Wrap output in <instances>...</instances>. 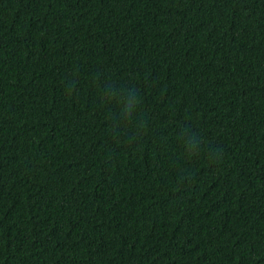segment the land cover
<instances>
[{"label":"trees","instance_id":"trees-1","mask_svg":"<svg viewBox=\"0 0 264 264\" xmlns=\"http://www.w3.org/2000/svg\"><path fill=\"white\" fill-rule=\"evenodd\" d=\"M0 264H264V0H0Z\"/></svg>","mask_w":264,"mask_h":264}]
</instances>
